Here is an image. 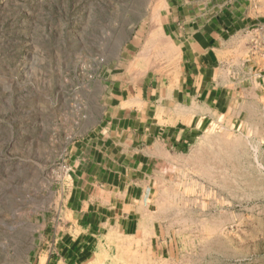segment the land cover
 Here are the masks:
<instances>
[{
    "label": "rangeland",
    "instance_id": "1",
    "mask_svg": "<svg viewBox=\"0 0 264 264\" xmlns=\"http://www.w3.org/2000/svg\"><path fill=\"white\" fill-rule=\"evenodd\" d=\"M176 1L0 0V264H264V0H232L246 22L220 47L219 116L159 164L136 233L63 256L71 150L112 86L172 67Z\"/></svg>",
    "mask_w": 264,
    "mask_h": 264
},
{
    "label": "crops",
    "instance_id": "2",
    "mask_svg": "<svg viewBox=\"0 0 264 264\" xmlns=\"http://www.w3.org/2000/svg\"><path fill=\"white\" fill-rule=\"evenodd\" d=\"M223 2L177 0L161 32L172 67L117 82L100 124L73 146L65 258L87 256L95 241H86L113 226L135 234L159 164L189 150L219 116L220 47L246 22L240 5Z\"/></svg>",
    "mask_w": 264,
    "mask_h": 264
}]
</instances>
